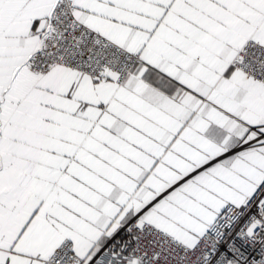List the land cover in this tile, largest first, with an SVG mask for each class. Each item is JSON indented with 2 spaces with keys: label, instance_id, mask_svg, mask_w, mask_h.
<instances>
[{
  "label": "crops",
  "instance_id": "obj_1",
  "mask_svg": "<svg viewBox=\"0 0 264 264\" xmlns=\"http://www.w3.org/2000/svg\"><path fill=\"white\" fill-rule=\"evenodd\" d=\"M53 0H0V264H41L64 239L86 262L119 225L192 246L264 177V84L231 60L264 45V0H74L140 61L117 83L20 65Z\"/></svg>",
  "mask_w": 264,
  "mask_h": 264
},
{
  "label": "built area",
  "instance_id": "obj_2",
  "mask_svg": "<svg viewBox=\"0 0 264 264\" xmlns=\"http://www.w3.org/2000/svg\"><path fill=\"white\" fill-rule=\"evenodd\" d=\"M140 61L130 51L90 28L75 15L74 0H53L45 24L37 31L34 48L22 63L40 74L62 65L90 76L106 69L117 83ZM231 64L264 84V45L248 39ZM125 242L112 248L114 237L86 262L70 239L62 240L41 264H264V177L242 205H227L192 246L144 222L129 219L119 225Z\"/></svg>",
  "mask_w": 264,
  "mask_h": 264
}]
</instances>
